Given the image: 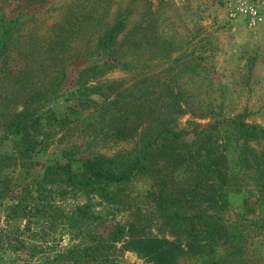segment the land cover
<instances>
[{"label":"trees","instance_id":"1","mask_svg":"<svg viewBox=\"0 0 264 264\" xmlns=\"http://www.w3.org/2000/svg\"><path fill=\"white\" fill-rule=\"evenodd\" d=\"M71 11L52 28L44 56L32 51L17 54L16 62L27 61L25 67H11L6 54L13 31L23 20L0 21V200L9 192L15 174L26 179L0 230L4 248L16 258L25 251L24 261L29 264L36 253L43 252L42 245L55 244L54 233L63 230L66 247L53 248L56 251L38 264H130L112 255L127 227L130 238L122 248L150 264H175L179 257L187 258V264H243L234 256L237 248L233 250L242 238L240 225L223 219V212L229 205L240 210L246 202L244 193L233 188L234 181L229 184L228 178L249 171L257 194L252 204L257 219L264 218V154L258 156L249 144L264 139V128L235 117L219 118L214 111L209 34L198 27L190 36L181 18L170 11L171 28L154 19L137 22L118 39L131 9L117 11L110 21L106 20L109 10L100 17L92 10ZM77 45L83 49L73 53L71 48ZM66 48L71 50L69 56L57 59ZM79 57L86 64L78 71V79L118 68L129 72V84L110 80L80 90L75 87L66 95L62 110L40 116L38 103L48 91L56 97L64 66ZM49 64L52 74L40 88L38 77L45 75ZM10 105L21 109L4 119ZM185 111L198 118L213 117V121L179 128L177 118ZM60 128L82 138L86 147L78 150L71 145L60 154L62 162H35L33 157L45 152L51 135ZM133 135L137 139L129 151L107 155L91 149L101 141ZM4 141L9 142L7 148ZM34 165L38 171L30 174ZM136 176L150 180L146 194L154 209L166 226L185 235V242L141 236L133 233L130 224H109L89 203H65L83 191L117 201L122 184ZM194 202L205 203L211 211L187 214L184 210ZM39 218L48 222L34 229L32 224ZM17 221L19 236L11 243L8 229ZM49 234H54L50 242ZM219 242L225 248L220 254Z\"/></svg>","mask_w":264,"mask_h":264},{"label":"rangeland","instance_id":"2","mask_svg":"<svg viewBox=\"0 0 264 264\" xmlns=\"http://www.w3.org/2000/svg\"><path fill=\"white\" fill-rule=\"evenodd\" d=\"M246 1L254 3L264 14V0ZM227 2L228 0H0V21L1 19L7 20L13 17L23 20L21 26L13 31L15 37L11 36L13 41L6 50V54H9V64L11 67L13 65L17 68L18 66L25 67V62H27L22 60L16 62L18 53L32 51L44 56L46 39L51 36L52 28L59 24L64 14H67L68 9L79 13L92 10L93 15L99 17L102 13H106V10H109L106 19L109 21L112 16L117 14V11H122L125 8L131 9L127 17V27L123 33L118 35V39L123 38L124 33L129 29V25L132 26L137 22L146 24L154 19L158 21L159 25L171 28L172 25L168 22L169 12H175L183 21L190 36L198 27L209 34L211 47H213L211 57H209L212 62L209 81L213 87L211 101L214 111L218 114L217 116L219 118L221 116L235 117L247 124L264 128V22L255 27H248L245 18L241 14L230 15ZM33 12L36 15L32 17L30 14ZM178 29L180 31L179 27ZM203 34L201 33V35ZM75 46L71 48L73 53L81 52L83 49L81 45V47L79 45H77L78 47ZM71 50L66 48L56 58L63 60L69 56ZM85 64L84 57H79L64 66V77L61 86L54 93L56 97H52L53 94L48 95L50 93L48 91L44 99L38 103L37 109L40 116L45 117L48 110L54 112L62 110L67 99L66 95L75 87L80 90L85 85L90 87L106 84L110 80H119L129 84V72L118 68L103 70L91 74L87 78L83 76L78 79V71ZM156 70L158 68H155ZM51 72L52 66L50 65L45 69V75L41 74L42 76L38 77L39 81L42 80V84L37 81L38 87H45L43 84H46L48 77L52 74ZM216 106H220V109ZM6 108L9 109L8 114L3 116L4 119L8 118L11 112L21 109L19 106L14 107L11 105ZM212 121L213 117L198 118L185 111L178 116L177 126L190 129L193 125L191 122L201 126L209 122L212 123ZM185 137L188 139L191 135L187 134ZM136 139L137 135H133V137L116 141H101L97 142L98 145L91 149L111 155L118 151H129L134 146ZM7 144L9 142L4 141L2 143L5 148H7ZM87 144L91 143L88 142ZM249 144L254 152L258 153V156L264 154V139H258L256 142L251 141ZM71 145L77 147L78 150L86 147V143L82 138L77 135H70L66 131L63 132V128H60L51 135L45 152L37 153L33 160L43 163L56 159L62 162L64 159L60 154ZM38 168V165L31 167L30 174L37 172ZM223 171L225 173V170ZM234 175V179L227 177L228 182L230 184L234 181L233 188L244 193L246 202L240 210H237L235 205H229L223 212V219L228 222L238 221L240 225L238 230L242 238L238 243L233 244V250L237 248L234 256L241 258L239 261L243 264H264V218L257 219L259 214L252 204L257 194L250 179V173L241 170ZM25 180V178H20V174H15L9 192L0 200V230L4 225L6 214L9 213L12 205L20 196V184ZM149 184L150 180L148 178L136 176L122 184V194L117 201H108L97 196L94 192L83 191L77 193L74 198L66 199L65 203L71 205L89 203L91 209L100 214L109 224L117 223L124 227L130 224L133 233L141 236H155L185 242V235L182 233L176 234L175 229L166 226L160 214L154 209L146 194ZM194 203L192 208L184 210L187 214H196L201 210L211 211L205 203ZM47 222V219L39 218L32 226L35 229ZM16 225H18V221L15 226L10 225L8 229L7 238L11 243L15 242L14 239L19 236ZM125 228V236L116 243L117 250H114L112 255L116 259L130 264H150L135 252L122 248L130 238L129 231H127V227ZM62 232L63 230L61 233L55 232L56 237L54 238L57 242L51 245L49 243L42 245L43 252L36 253L28 263H41L56 251L53 248H59V246L65 248L67 244L66 235ZM54 234L47 236L48 242ZM31 242H34V240ZM3 244L0 241V264L26 263L24 260L27 258V253L25 251H21L19 253L20 258H16L14 254L4 248ZM220 244L219 242V254L223 253L225 249ZM175 264H187V258L179 257Z\"/></svg>","mask_w":264,"mask_h":264},{"label":"built area","instance_id":"3","mask_svg":"<svg viewBox=\"0 0 264 264\" xmlns=\"http://www.w3.org/2000/svg\"><path fill=\"white\" fill-rule=\"evenodd\" d=\"M228 0L227 7L230 10V15L241 14L245 18L248 27H255L256 25L263 24L264 14L254 4L248 3L246 0Z\"/></svg>","mask_w":264,"mask_h":264}]
</instances>
